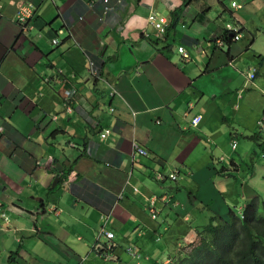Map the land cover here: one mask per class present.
<instances>
[{"label":"crops","instance_id":"1","mask_svg":"<svg viewBox=\"0 0 264 264\" xmlns=\"http://www.w3.org/2000/svg\"><path fill=\"white\" fill-rule=\"evenodd\" d=\"M26 2L35 10L31 30L15 21ZM152 12L180 13L156 45ZM228 24L241 39L216 49ZM263 116L264 0H0V264H118L128 248L150 264L146 241L161 243L159 228L175 208L226 220L236 194L217 182L241 172L228 157L232 141L258 148L250 137L258 129L263 139ZM105 129L111 134L102 139ZM260 158H250L246 202L264 195ZM226 159L228 167L213 168ZM176 170L175 181L156 180ZM56 177L65 179L54 189ZM102 229L115 236L104 260L94 250L106 241ZM172 247L152 255L173 264L181 246Z\"/></svg>","mask_w":264,"mask_h":264},{"label":"trees","instance_id":"2","mask_svg":"<svg viewBox=\"0 0 264 264\" xmlns=\"http://www.w3.org/2000/svg\"><path fill=\"white\" fill-rule=\"evenodd\" d=\"M180 13L172 14L165 37L176 27ZM227 44L229 35H224ZM161 40L153 39L154 45ZM264 155V140L259 134L250 137ZM231 176V175H229ZM227 219L211 214L208 223L197 230L196 238L181 246L173 264H264V195L251 197L241 216L228 209Z\"/></svg>","mask_w":264,"mask_h":264},{"label":"rangeland","instance_id":"3","mask_svg":"<svg viewBox=\"0 0 264 264\" xmlns=\"http://www.w3.org/2000/svg\"><path fill=\"white\" fill-rule=\"evenodd\" d=\"M216 18L217 17H215L214 20ZM93 65L97 66L95 62L93 63ZM256 134H258V129H257ZM263 140H264V137H263ZM237 144L239 145L235 151H233V149H231V146H230L228 157L234 160L238 165H240L241 172L236 178H231V179L225 178L226 180L224 181L219 179L217 184L221 186V189L232 187L236 195L228 198V201L230 202V209L235 213L236 216L240 217L242 213V209L246 205V201L245 199H243V197L246 198L247 189L250 186L248 181L244 183L246 176L248 174V171L251 169L250 158L254 155V152L255 151L258 152V150L257 148H255L252 142L247 141L246 143V141H244V137H239V140L237 139ZM246 145L251 146L250 150L252 151V153H249L247 154V157H244L243 151L245 150ZM243 146H244V149H242ZM258 156H260V154ZM228 160L230 159H226V161L223 163H219V162L214 163L213 168L220 170L222 166L228 167L229 166ZM257 161L259 162L258 163L259 165L264 166V155ZM172 185L174 186L175 184H172ZM172 185H168V186H172ZM185 186H187V184L182 183L180 190L183 191V195L187 197L188 199L189 197H191V194L188 193L189 189H187ZM242 186H243V189H241ZM252 187L257 190L259 189L257 185H252ZM191 188L193 191L192 184H191L190 189ZM220 192H221L222 197L228 196L227 191H220ZM229 194L232 195L231 192ZM193 196H195V193L193 194ZM193 204H195V202H193ZM188 205H191V204H188ZM193 207H188L186 205V207L183 206L181 208H175L172 214L169 213L170 220L166 219L165 223H162L159 228V234L161 235L160 244L157 243V246H155L154 243L151 242L152 239L150 240L147 239L146 255L150 257V259L152 260L150 264H163V260L166 258L165 256L166 254L161 255L157 259H155L156 254L152 255V253L156 250V248H158V246L166 244L168 251L169 250L171 251V245L173 246L172 248H175L176 245L183 247L191 243L196 238L197 230L204 227L208 223V219H209V216L207 213L208 209H205L203 213H197V211H202V210L200 208L198 209L197 206H195L196 209H193ZM139 246L140 248H142L143 247L142 243H140ZM178 254L179 253L176 254V257H178ZM119 256H120V259H118L117 257L115 258L118 264H144L145 262V260L143 259L131 258V256L125 251V249L120 250ZM174 260L175 258H173L172 261ZM107 264H112V263H107ZM145 264H148V262ZM168 264H170V262Z\"/></svg>","mask_w":264,"mask_h":264},{"label":"built area","instance_id":"4","mask_svg":"<svg viewBox=\"0 0 264 264\" xmlns=\"http://www.w3.org/2000/svg\"><path fill=\"white\" fill-rule=\"evenodd\" d=\"M231 6H232V8H239V6L235 2H233L231 4ZM31 16H32V13H31V10H30L29 6L21 5L19 7V10L17 12V21H18V23L25 24L31 18ZM148 23H149V25L152 27V29L154 31L153 37L155 39H163L165 34H166V32H167V28H168V25H169L168 19L163 17L160 13L155 12V13H151L148 16ZM227 30L228 31H235V32L238 31V29L233 28V26H231V25H227ZM234 38H235V40L238 41L240 39V36L238 34H236ZM222 41H223L222 39H219L217 41V46H219V47L223 46V42ZM178 52L183 55L185 60L189 59V57L185 53V50H184L183 47H179L178 48ZM254 77H255L254 73H252L250 75V79H253ZM70 97H71V94H69L68 99ZM200 120H201L200 117H196V118L193 119L192 124L194 126H196L200 122ZM258 125H259V128H260V132L264 133V116L261 118V120L259 121ZM109 134H110L109 131H105L102 134V138L108 137ZM235 146H236V142H233V148ZM134 148H135V152H137L138 154H140L142 156L147 155V152L143 148L139 147L138 145L135 144ZM169 178L171 180H173V181L176 180V173H173V174L169 175ZM163 179H164V177L162 175H158L157 176V180H163ZM149 214H150V217L152 219H156L157 212L154 209L153 204H151L150 207H149ZM101 234L103 236H105L108 241H112L113 238H114V234L111 233V232H105V231L102 230ZM111 248L112 247H111V244L109 242L105 246H103L101 248L102 257H104L106 259H109L110 256H109L108 252L111 250Z\"/></svg>","mask_w":264,"mask_h":264},{"label":"clouds","instance_id":"5","mask_svg":"<svg viewBox=\"0 0 264 264\" xmlns=\"http://www.w3.org/2000/svg\"><path fill=\"white\" fill-rule=\"evenodd\" d=\"M234 2V1H233ZM233 2H231V4L233 3ZM236 3V2H235ZM118 4H119V1H118ZM237 4V3H236ZM21 5H25V6H29V8H30V10H31V13H32V16H31V18L25 23V24H20V23H18V21H17V12H18V10H19V7L21 6ZM21 5H19L18 6V9H17V11H16V16H15V21H16V24L17 25H19L20 27H21V29H23V30H31L32 28H33V22H34V19H35V10H34V6L31 4V3H29V2H26V3H23V4H21ZM91 5L92 4H90V5H88L89 7H91ZM238 6H239V8L241 7L239 4H237ZM108 8V7H107ZM231 8H232V6H231ZM239 8H233V9H239ZM107 10V9H106ZM106 10H105V13H106ZM152 13H155V12H152ZM157 13H159V12H157ZM151 14V13H150ZM149 14V15H150ZM148 15V16H149ZM162 15V14H161ZM163 17H165L164 15H162ZM165 18H167L168 19V21H169V23H170V19L168 18V17H165ZM102 19V17L100 18V20ZM147 21H148V17H147ZM149 24V23H148ZM229 25V24H228ZM231 26H233V25H231ZM168 27H169V25H168ZM152 28V27H151ZM233 28H235L234 26H233ZM237 29V28H236ZM167 33V32H166ZM153 34H154V31H153ZM229 35L230 37H231V42L229 43V44H227L226 42H225V40H224V35ZM236 34H238L239 36H240V39H241V35H240V31L238 30L237 32H235V31H228L227 30V25L225 26V28H224V30H223V32H222V35L215 41V44H216V49H222V48H225L227 45H230L232 42H237V40H235V35ZM166 35V34H165ZM146 37H149V35H146ZM164 38H165V36H164ZM163 38V39H164ZM153 39H155L154 37H152V38H150L149 37V41H151V40H153ZM163 39H157V40H163ZM219 39H222L223 41V46H221V47H219V46H217V41L219 40ZM239 39V40H240ZM52 42V44L53 45H55V44H57V41L56 40H52L51 41ZM179 47H182V46H179ZM179 47H177V51H178V48ZM184 48V47H183ZM184 50H185V48H184ZM179 53V52H178ZM185 53L187 54V56L189 57V55H188V53L186 52V50H185ZM182 57H183V55L181 54V53H179ZM183 59H184V57H183ZM185 60V59H184ZM190 60V57H189V59L188 60H185V61H189ZM95 67L96 66H93L92 67V71H91V73H92V76L93 77H95V78H99V74H98V72L95 70ZM252 80V79H251ZM69 94H71V97L68 99V96H69ZM75 96H76V91H75V89H71L68 93H66V96H65V98H64V106H67V110L69 111V112H71V103H72V101H73V99L75 98ZM198 117H200L201 118V116H198ZM196 118V117H195ZM193 121V120H192ZM192 121H191V126L192 127H197L198 125H199V123L196 125V126H194L193 124H192ZM201 121V120H200ZM259 123V122H258ZM259 126V125H258ZM259 130H260V128H259ZM105 131H109L110 132V134H111V130H108V129H105V130H103L101 133H100V136H101V138H102V134L105 132ZM261 134H263L264 135V133H262V132H260ZM110 134H109V136H110ZM108 136V137H109ZM108 137H106V138H108ZM106 138H102V139H106ZM233 142H235V141H232V147H233ZM234 148H236V146L234 147ZM233 148V149H234ZM145 150V149H144ZM146 151V150H145ZM147 152V151H146ZM145 156H148V154L147 155H145ZM261 157H263V155H261ZM173 173H176V179L179 177V171H174ZM173 173H171V174H173ZM171 174H169V175H171ZM169 175L168 176H166V177H164V179L163 180H157V176L158 175H156V180L157 181H159V182H163V181H165V180H169V181H173V180H171L170 178H169ZM65 176V174H63V177ZM61 178V177H60ZM64 179L65 178H61V180L59 181V183L60 182H63L64 181ZM175 181V180H174ZM58 183V184H59ZM58 184H57V186H58ZM55 189V188H54ZM106 220V219H105ZM103 231H105V232H109V231H106L105 229H102ZM101 230V231H102ZM112 233V232H111ZM99 237H100V239L101 238H104L106 241L105 242H103V243H100L99 242V244L98 245H96L95 247H94V250H97V252H99L100 254L102 253V250H101V248L103 247V246H105L108 242L111 244V250L108 252L109 253V256H110V258H111V252H112V250H113V240H114V238H115V236H114V238H113V240L112 241H108L107 239H106V237L105 236H103L102 234H101V232H100V234H99ZM134 251H135V248H128L127 249V253L129 254V255H131L132 257H134L135 256V253H134ZM101 256H102V254H101ZM103 258V260L105 259L104 257H102ZM176 258V257H175ZM172 263H173V261H172Z\"/></svg>","mask_w":264,"mask_h":264},{"label":"water","instance_id":"6","mask_svg":"<svg viewBox=\"0 0 264 264\" xmlns=\"http://www.w3.org/2000/svg\"><path fill=\"white\" fill-rule=\"evenodd\" d=\"M57 169L61 172V167H57ZM61 180L60 177H56L54 180H53V183H52V188H55L57 186V184L59 183V181Z\"/></svg>","mask_w":264,"mask_h":264}]
</instances>
